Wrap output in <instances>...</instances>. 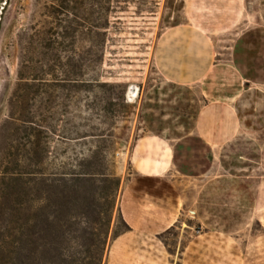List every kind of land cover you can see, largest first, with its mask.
<instances>
[{
    "label": "rangeland",
    "instance_id": "rangeland-1",
    "mask_svg": "<svg viewBox=\"0 0 264 264\" xmlns=\"http://www.w3.org/2000/svg\"><path fill=\"white\" fill-rule=\"evenodd\" d=\"M45 1L0 0V264H97L107 230L104 264H264V0H111L103 54L25 49ZM212 64L246 81L205 125ZM146 176L184 203L158 236L120 213Z\"/></svg>",
    "mask_w": 264,
    "mask_h": 264
},
{
    "label": "crops",
    "instance_id": "crops-1",
    "mask_svg": "<svg viewBox=\"0 0 264 264\" xmlns=\"http://www.w3.org/2000/svg\"><path fill=\"white\" fill-rule=\"evenodd\" d=\"M199 31L206 33L202 28L193 25ZM210 78V83L218 82L224 84L225 88H221L220 92H213L212 89H206L205 94L210 99L204 114L205 125L207 118L211 119L214 112H224L225 108L232 103L237 96L239 90L238 85H242L246 81V74L239 65L233 64H212L204 72L201 81ZM225 80V81H224ZM219 91V90H218ZM207 117V118H206ZM211 120L209 124L211 125ZM208 128V127H207ZM200 127V131L206 132L208 129ZM233 128L227 124L224 127L225 132H231ZM225 130V132H224ZM209 139L216 141L217 136L209 134ZM225 136V135H224ZM184 203L175 185L163 178L146 176L133 180L122 193L120 199V213L123 220L130 228V232L142 236H158L170 228L178 221L182 214ZM126 252L124 242L120 241L117 245H113L109 252L110 263L119 259L115 264H125L122 256ZM163 264H167L165 259Z\"/></svg>",
    "mask_w": 264,
    "mask_h": 264
},
{
    "label": "trees",
    "instance_id": "trees-1",
    "mask_svg": "<svg viewBox=\"0 0 264 264\" xmlns=\"http://www.w3.org/2000/svg\"><path fill=\"white\" fill-rule=\"evenodd\" d=\"M42 5L46 11L41 23H31L18 34L21 42L30 44L25 49L29 50L38 36V43L43 53L51 51L55 54H62L81 51L85 54H103L105 52L104 34L110 26L105 15L113 8L111 0H46ZM86 10L99 17L90 18L89 14L85 13ZM77 32H81L83 36L77 38L75 36ZM20 76V79L27 81L33 79V77H23L21 74ZM108 234L107 230L101 242L97 264H104ZM22 235L25 233L22 232ZM7 250L2 264H15L10 259L11 250Z\"/></svg>",
    "mask_w": 264,
    "mask_h": 264
},
{
    "label": "water",
    "instance_id": "water-1",
    "mask_svg": "<svg viewBox=\"0 0 264 264\" xmlns=\"http://www.w3.org/2000/svg\"><path fill=\"white\" fill-rule=\"evenodd\" d=\"M136 92H137V86L136 85H131L129 87V91H128V97L130 100H133L134 97L136 96Z\"/></svg>",
    "mask_w": 264,
    "mask_h": 264
}]
</instances>
